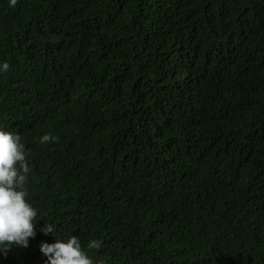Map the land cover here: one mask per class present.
<instances>
[{"label": "trees", "instance_id": "obj_1", "mask_svg": "<svg viewBox=\"0 0 264 264\" xmlns=\"http://www.w3.org/2000/svg\"><path fill=\"white\" fill-rule=\"evenodd\" d=\"M4 60L40 220L0 264L45 221L104 264H264V0H0Z\"/></svg>", "mask_w": 264, "mask_h": 264}, {"label": "clouds", "instance_id": "obj_2", "mask_svg": "<svg viewBox=\"0 0 264 264\" xmlns=\"http://www.w3.org/2000/svg\"><path fill=\"white\" fill-rule=\"evenodd\" d=\"M9 2L14 6L17 0ZM9 68L8 61H0V72ZM39 139L41 143H47L55 137L45 132ZM27 155L20 132L0 126V251H6L13 245L27 246L29 238L36 235L35 225L40 219H36L38 209L27 198V181L31 172ZM40 231L54 237L52 242H40V250L47 257L44 264H104L89 255L77 235L56 238L55 223L45 221ZM98 247L96 239L88 241L87 249Z\"/></svg>", "mask_w": 264, "mask_h": 264}]
</instances>
